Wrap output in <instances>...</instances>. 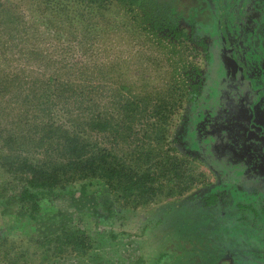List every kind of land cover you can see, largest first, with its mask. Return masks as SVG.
<instances>
[{"label":"rangeland","instance_id":"rangeland-1","mask_svg":"<svg viewBox=\"0 0 264 264\" xmlns=\"http://www.w3.org/2000/svg\"><path fill=\"white\" fill-rule=\"evenodd\" d=\"M181 3L185 15L191 7L197 11L193 23L190 24L187 14L176 26L157 29L142 22L135 9L111 3L88 7L76 0H0V16L19 18L17 23L12 21L13 25H7V21L0 23V82L14 83L13 87L0 86V108L4 109L3 114L0 111L3 121L0 129H6L9 123L2 119L10 116L19 122L18 130L28 125L18 133L27 136L29 142L45 121L73 130L64 119L81 116L91 103L95 106L92 111L109 113L115 130L108 135L114 136L115 141L101 138L99 130L89 133L92 140L112 148L134 169L151 173L170 155L178 159L179 167L192 179H197L182 194L167 198L162 188L157 203L137 208L123 226L130 236L121 240L110 241L108 237L106 240L105 233L94 232L89 225L84 227V222L78 223L94 236L97 245H102L95 249L98 258L83 264H150L154 251L159 252L165 244L177 252H183L181 247L186 246L192 249L189 255L197 251V261L205 257L200 264H207L204 261L213 246L208 240L214 237L215 226L220 223L231 227L235 221L246 225L252 237L240 236L232 244L224 243L225 248L213 256L210 264H264V243H260L264 242V216L259 219L250 210L264 209V179L261 180L264 175L258 180L246 178L251 176L248 166L255 161L253 156L242 157L237 161L239 164L236 161L224 164L230 157L231 148L224 150L232 138L229 127H234L237 135L244 134L239 125L235 127L236 122L245 120L255 103L262 101L264 106V0H181ZM201 3L207 10L200 11ZM61 18L65 20L56 27L53 22ZM69 21L73 23L70 28L66 27ZM215 24H220L218 31L224 45L228 44L227 55L220 35L215 28L210 29ZM230 42L236 50L229 48ZM71 83L80 87L84 98L81 106L77 103L79 95L64 91L59 96L63 85H69L70 89ZM46 88L54 91L45 96ZM166 100L176 113L161 108V115L167 114L162 120L151 113V107L155 101L162 106ZM125 104L138 109L126 116ZM204 109L210 110L209 118L217 123L212 133L219 150L224 151V159L207 147L210 138L207 143L197 133L207 120ZM198 111H202L200 116ZM251 111L246 129L255 124ZM229 115L235 118L232 120ZM151 123L159 125L156 134ZM83 127L89 128L86 124ZM144 132L150 136L144 137ZM153 138L159 139L158 142ZM236 144L239 152L248 145L242 141ZM149 145H153L152 154L149 160H143ZM10 146L13 143L6 148ZM28 154L37 159L43 157L40 149ZM161 176L152 173L153 183L161 185L164 182ZM181 183L180 188L184 187ZM210 193L217 195L213 202L204 198ZM71 204L64 199L47 202L61 211ZM183 207H188V211H183ZM169 208L171 212L164 215ZM6 210L5 219L8 213H16L18 207L10 203ZM215 213L225 218L217 223ZM160 219L163 220L156 224ZM145 225L150 228L137 236ZM184 229L191 235L190 243L178 244L180 237L175 234ZM206 229L208 237H200L199 234L208 233ZM224 234L228 240V231ZM16 244L0 245V264H10L16 258L28 260L29 252L35 250L28 241L22 246ZM21 251L23 254L19 255ZM75 260L65 256L53 264H75ZM168 264L181 263L172 260Z\"/></svg>","mask_w":264,"mask_h":264},{"label":"trees","instance_id":"trees-1","mask_svg":"<svg viewBox=\"0 0 264 264\" xmlns=\"http://www.w3.org/2000/svg\"><path fill=\"white\" fill-rule=\"evenodd\" d=\"M76 1L88 7H100L106 3H111L120 7L123 6L127 10L135 9V15H138L142 22L149 23L157 29L176 26L187 14V19L192 24L194 15H197L194 7L189 8L185 15L182 11L181 0ZM203 4L205 3L203 2ZM203 4H198L200 11L207 10ZM13 20L17 23L19 18L0 16V23L7 21V25H13ZM63 20L65 19H57L53 23L59 27ZM71 25L73 23L69 21L66 27L70 28ZM218 27L220 24L219 26L218 24L211 26L212 29L215 28L216 33ZM231 44L230 42L229 48H232V51L236 50ZM225 48L227 49V46ZM55 83L60 84L62 82L56 81ZM13 84L5 80L0 82L2 88L13 87ZM67 84H64L65 87L59 90V96L60 92L64 91L79 95L77 103H80L81 106L84 98L81 95L79 85L73 86L71 83L72 86L69 89ZM53 91L46 88L43 92L46 96ZM163 105L161 106L158 101H155L152 104L151 113L153 112L155 116L157 114L162 120L166 118L167 114L161 115V108H169L173 110L172 113H176V109L170 106L169 100L164 101ZM178 105L180 103L176 104V106ZM94 109L95 106L90 103L81 116H76L75 119L72 117H68L67 120L64 119V121L69 122L70 127L74 128L73 130L62 128L61 125H55L48 121H45L37 131H35L36 127H32L31 129H35L34 136H32L35 139L32 138L30 142L27 136L18 133L26 130L28 125L18 130L19 122L14 121L15 118L13 120L8 116V119H2L7 120L9 125L6 126V129H0V245L17 242L15 246H22L24 241H28L32 243L35 249L29 252V255L27 253L28 260L19 261L16 258L12 259L10 264H30V262L33 264H53L65 256L76 259L75 264L96 260L98 255L95 249L102 245H97L94 236L80 227L78 223L84 222V227L89 225L94 229V232L105 233V238L108 237L110 241L121 240L130 236V233L123 229L125 221L130 219L140 206L144 207L155 201L157 203V199H161L160 191L162 188L164 189V198H167L174 196V194H182L187 187L190 188L195 184L194 181L197 179H192L182 167H179L178 159L175 157L167 156L163 163L159 164V167L152 170V173L162 175L163 183L166 182L164 187L163 183L161 185L153 183L154 179L151 177L150 171H142L140 168L134 169L124 162L123 157L114 154L112 148L104 147L95 139L92 140L89 133L92 130H99L101 138L115 141L114 136L113 138L112 136L108 137L115 131L112 129V117L109 116V113L92 111ZM135 109L137 111L138 108L128 104L123 107L125 115L130 111L135 112ZM2 110L4 109L0 108L3 114ZM85 113L87 114L83 118ZM0 122L3 121L0 120ZM84 124L88 125L89 128H84ZM150 126H153L154 134H156L159 125L156 126L151 123ZM143 136L150 135L144 132ZM154 140L158 142L159 139ZM12 143L13 146L6 148L8 144ZM17 144L20 148H17ZM110 146H112L111 142ZM152 146L146 147L148 152L145 153L143 160H149V155L152 154L153 150ZM36 149L43 152L42 158L37 159L28 154L29 151ZM180 181L184 186L182 188L179 185ZM148 195L151 196V199L147 198ZM215 197L217 195L212 193L204 196L208 202H213ZM53 199H64L72 204L61 211L59 208L47 205V202ZM10 203L16 204L18 210L11 215L8 213L9 217L5 219L6 208L8 209ZM171 210L172 208H169L164 215L169 214ZM250 210L259 219L264 216V209L258 210L252 207ZM183 211H188V207H185ZM214 218L218 223L225 217L221 213H215ZM162 220H158L156 224ZM234 224L231 227L229 224L221 226L220 223L215 226L214 237L208 240V242L212 241L213 246L204 262L210 264L213 256L225 248L224 243L232 244V240L238 239L240 236L252 237V233L246 225H242L238 221H235ZM225 226L227 227L224 228ZM239 227L243 229H239ZM147 228L149 229L150 226L142 227L137 236H142ZM206 230L208 233L203 232L204 234H199L200 237H208L209 229ZM226 230L228 231V240L224 236ZM175 235V237H180V239L177 238L178 244H181L180 241H183L184 245L190 243L189 237L191 235L185 229ZM181 249L183 252H177L178 250L174 247L165 244L164 247L159 248V252L154 251L150 264H168L172 260L181 264H200L201 259L205 258L199 257L197 261L195 257L197 251L195 254L193 250V255H189L188 251L192 249L186 246L181 247ZM22 254L21 251L19 255Z\"/></svg>","mask_w":264,"mask_h":264},{"label":"flooded vegetation","instance_id":"flooded-vegetation-1","mask_svg":"<svg viewBox=\"0 0 264 264\" xmlns=\"http://www.w3.org/2000/svg\"><path fill=\"white\" fill-rule=\"evenodd\" d=\"M240 17L243 18V16H240ZM210 29H211V27H210ZM217 33L221 37L220 40L222 42V45L228 47V45H224V43L222 41V35L220 34V32L217 31ZM239 43L240 42L237 41V44H239ZM224 49H225V50H223L225 52L224 54L227 55L226 48L224 47ZM262 109L264 110V106H263L262 101H260L258 104L255 103L253 110L251 111L249 109L247 111V116H246L245 120L243 119L242 121L236 122L235 127L238 128V125H239L240 126L239 128L244 130V134H238L237 135L236 134L237 130H234L235 129L234 127L233 128L229 127V131H231V137L232 138H231V141L226 144L227 148L224 149L225 151H229L228 148H231L229 153H228L230 155V157L224 161L225 162L224 164H229V161H230V164L235 162V161H236V163H238L240 160H242V157H244V156H248V157L253 156L255 158V161H253L248 166V171H251L250 172L251 176L246 177L248 179L251 178V179H257L258 180V179H261V176L264 175V152L262 153L261 149H260L261 147H264V131H263V128H264V112H262ZM249 111L253 112V119H254L253 121L255 124H253V126H249V129H246L245 125L248 126L247 120H248ZM203 113H204L203 114L204 118L205 119L207 118V120L205 122L201 123L202 126H200V128H198L199 131L197 133L203 139L206 138L207 143L209 142L208 138H210L211 143L210 144L208 143L207 147L208 148L211 147V150H213V153H219L220 154L219 157L224 159L225 158V156L223 154L224 151H222L223 149L219 150L220 147L217 146L216 139L212 133V131L215 130L214 126L217 123H215V122L212 123V121H213L212 118H209L210 117V110L209 109H204ZM218 113L225 116L224 112L218 111ZM201 114H202V111H198L197 116H200ZM228 117L231 118L232 120L235 118V117L232 118L231 115H229ZM231 119H227V121H232ZM220 124H222V123L220 122ZM231 124H232V122H231ZM232 132H234V133H232ZM236 141H242L243 144H248V145H246V147L244 146V150L239 152L237 150ZM257 176H260V177H257ZM263 179H264V177L261 180H263ZM252 191H254V190H252ZM256 242L259 243L260 241H256ZM260 243H264V242H260ZM263 248H264V245H263Z\"/></svg>","mask_w":264,"mask_h":264}]
</instances>
